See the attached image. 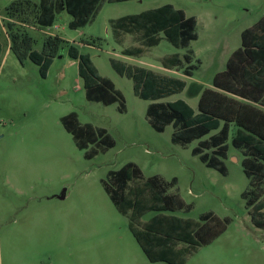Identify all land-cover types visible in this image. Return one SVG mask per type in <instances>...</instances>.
Here are the masks:
<instances>
[{
    "label": "rangeland",
    "instance_id": "obj_1",
    "mask_svg": "<svg viewBox=\"0 0 264 264\" xmlns=\"http://www.w3.org/2000/svg\"><path fill=\"white\" fill-rule=\"evenodd\" d=\"M17 1L0 0V264H164L149 261L128 217L119 212L104 187L110 171L130 162L141 168L145 178L177 179L169 192L180 194L192 209L173 215L199 219L213 212L231 219L227 231L191 255L186 264H264V228L253 225L242 198L249 180L243 154L232 144L236 130L230 132L228 174L223 175L193 155L199 141L185 146L174 143L173 125L157 132L147 118L152 101L136 95L133 79L112 64L115 60L185 80L182 93L157 102L183 99L197 111V101L191 98L193 85L211 84L214 74L226 68L230 51L242 45V32L264 16V0L106 3L92 23L79 29L70 28L72 16L67 11L57 15L53 26L39 27L34 13L26 9L20 17L27 22L15 26L35 39V50L42 51L48 36L66 42L46 78L37 64L29 59L21 64L12 52L6 32L14 20L7 10ZM168 4L199 22L200 39L189 50L203 66L192 78L182 75L187 65L172 71L162 66L165 56H183L187 49H178L163 37L140 57L124 56L123 49L140 44L131 34L123 35L121 42L113 34L111 20ZM72 45L89 54L101 76L114 83L125 98L126 111H120L119 101L105 105L87 99L79 65L68 54ZM71 113L83 125L107 129L115 147L86 158V151L76 146L62 124L61 118ZM154 215L148 214L144 221Z\"/></svg>",
    "mask_w": 264,
    "mask_h": 264
},
{
    "label": "trees",
    "instance_id": "obj_2",
    "mask_svg": "<svg viewBox=\"0 0 264 264\" xmlns=\"http://www.w3.org/2000/svg\"><path fill=\"white\" fill-rule=\"evenodd\" d=\"M133 0H18L8 8V37L12 52L21 64L28 59L40 67L41 76L46 78L54 60L66 44L59 36H48L42 51L34 49L35 39L17 28L15 23H26L22 19L24 10L31 9L34 23L39 27L54 25L57 15L67 11L72 16L71 29L83 28L92 23L106 3ZM21 16V17H20ZM18 19H22L18 22ZM118 42L122 36L131 34L139 47L123 49L122 54L140 57L147 48L158 46L163 37L178 49L188 52L168 55L162 59V66L174 70L187 65L185 77H192L201 61L194 64V53L189 50L192 42L198 40V23L182 9L164 5L146 10L140 14L127 15L110 21ZM242 46L228 60L225 72L213 79V89L203 90L198 110L186 101L157 102L174 94L182 93L187 84L183 79L160 74L143 67L128 65L113 60L114 68L122 75L133 79L136 95L152 103L147 109L151 126L159 133L173 125V142L183 146L199 141L192 151L194 156L208 167L223 175L228 174L225 160L228 158V139L232 129L235 135L233 147L243 154V169L249 180L242 193L249 209L251 221L256 228H264V16L241 35ZM2 45L0 43V55ZM69 57L79 65V75L84 81L86 97L90 101L111 105L120 102V111H126L125 98L114 83L102 77L89 54H82L70 46ZM64 128L75 141L76 146L86 151V158L92 159L116 145L115 139L105 128L80 123L76 113L61 118ZM209 136V137H208ZM208 137V138H206ZM177 184L161 176L145 178L141 168L127 163L116 171H110L104 187L119 212L128 217L130 229L137 242L152 263L186 264L191 255L203 246L216 241L228 229L230 218H220L213 212L203 214L199 219L173 215L176 212H190L178 193H170ZM155 215L148 221L144 217Z\"/></svg>",
    "mask_w": 264,
    "mask_h": 264
},
{
    "label": "crops",
    "instance_id": "obj_3",
    "mask_svg": "<svg viewBox=\"0 0 264 264\" xmlns=\"http://www.w3.org/2000/svg\"><path fill=\"white\" fill-rule=\"evenodd\" d=\"M195 18H196V17H195ZM196 19H197V18H196ZM197 23L199 24L198 19H197ZM6 35L8 36L7 32H6ZM8 38H9V37H8ZM199 39H200V35H199L198 40H196V41H194V42L199 41ZM241 40H242V39H241ZM192 43H193V42H192ZM241 46H242V45H241ZM239 48H241V47H238L237 49H234V50H231V51H230V53H229V55H228V60H229V58L231 57V55H232L235 51H237ZM192 51H193V50H192ZM193 53H194V60L196 59V60H200V61H201V65H200V67H199V69H198V70H200V69L202 68V66H203V61H202L201 59H199V58L197 59L196 54H195L194 51H193ZM227 63H228V61H227ZM227 63H226V68L223 69L222 71L216 72V73L214 74V77H215L217 74L226 71V69H227ZM198 70H196V71H198ZM182 75H184V74L182 73ZM193 76H194V75H193ZM193 76H192V77H193ZM192 77H189V78H192ZM214 77H213V79H214ZM187 78H188V77H187ZM206 88L213 89V88H214V86H213V82L210 84V83H204V82H202V81H199V82H197L195 85H193L194 92L192 93L191 98H192L193 100L197 101V104L199 103V99H200V96H201L203 90L206 89ZM182 100H183V99H182ZM184 101H186V100H184ZM186 102L191 106V104H190L188 101H186ZM191 107H192V106H191ZM192 108L194 109V107H192ZM194 110H195V109H194Z\"/></svg>",
    "mask_w": 264,
    "mask_h": 264
}]
</instances>
